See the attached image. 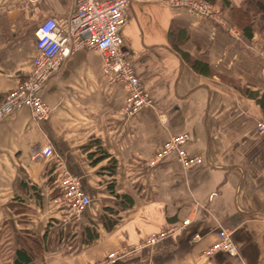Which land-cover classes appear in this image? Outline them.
I'll return each instance as SVG.
<instances>
[{"label":"crops","instance_id":"obj_1","mask_svg":"<svg viewBox=\"0 0 264 264\" xmlns=\"http://www.w3.org/2000/svg\"><path fill=\"white\" fill-rule=\"evenodd\" d=\"M210 1L226 16L243 0ZM76 6L0 0V100L29 73L39 23L52 17L64 26ZM258 34L231 38L165 0L132 3L120 35L153 101L134 116L123 111L125 84L107 83L100 54L82 48L66 57L40 90L46 120L34 121L28 106L0 120V264L14 263L27 236L44 235L41 256L29 264H264V136L256 131L264 112L239 90H264ZM180 52L211 74L196 72ZM184 133L185 150L199 157L189 168L175 152L163 154L169 136ZM48 145L52 155L40 156ZM98 146L115 159L113 175L108 158L91 163ZM56 159L91 200L69 224L53 202ZM105 218L116 221L108 228ZM86 228L95 235L87 243ZM221 229L235 254L217 247ZM150 235L161 237L148 244Z\"/></svg>","mask_w":264,"mask_h":264},{"label":"built area","instance_id":"obj_2","mask_svg":"<svg viewBox=\"0 0 264 264\" xmlns=\"http://www.w3.org/2000/svg\"><path fill=\"white\" fill-rule=\"evenodd\" d=\"M142 1L144 0H77L76 9L68 16L64 26L52 17L40 22L35 30L36 52L31 69L18 87L0 100V120L21 106L30 108L34 121L46 120L50 108L43 101L40 90L60 69L64 59L82 48L100 54L103 62L102 72L108 84L117 82L125 84L127 96L123 102L124 113L134 116L141 109L151 107L153 101L150 94L126 57L120 35L127 8L132 3ZM165 2L171 8H183L194 15L208 18L212 16L213 10L207 0ZM256 131L264 136V118L257 122ZM187 140L186 133L171 135L163 146V154L175 152L177 160L184 168H189L199 161L197 155H189L185 150L184 144ZM52 152V147L48 145L40 156L49 157ZM55 166L59 180L53 202L59 207L63 221L69 224L81 218L91 200L83 191L80 178L72 173L63 161L56 159ZM160 237L161 235H150L146 242L154 244ZM218 237L219 249L229 254L236 253L230 232L221 229Z\"/></svg>","mask_w":264,"mask_h":264},{"label":"trees","instance_id":"obj_3","mask_svg":"<svg viewBox=\"0 0 264 264\" xmlns=\"http://www.w3.org/2000/svg\"><path fill=\"white\" fill-rule=\"evenodd\" d=\"M208 1L211 2L210 0ZM250 8L251 9L253 8L254 10H250ZM231 11L233 14V19L235 23L240 27L243 36L246 39H251L256 27L257 28L260 27L258 23H255L257 21H255L252 17H254V15H256L257 13L264 15V0H245L243 5L241 4L240 7H232ZM243 21L245 22L242 23ZM181 35H182V32L180 31L177 34V36H175V40L176 41L180 40ZM180 53H181L182 58L188 61L192 69H194L196 72L203 74V75L211 74V71L205 62H202L197 59H192L184 52H180ZM239 90L240 92H242L244 96L254 99L255 102L259 105V107L264 112V90L253 91V90H250L249 88H239ZM98 148H99L98 153H100V155L99 156H89V158L91 159V163L95 164L101 159L108 158L109 159L108 172H109V175H113L115 173V167H116L115 159L111 156H108L109 154L103 151L100 146H98ZM112 183H113V180H111L108 185V189L110 190L111 193H113ZM115 196L120 198L123 201H127V202L131 201V198L127 195L120 196L116 194ZM105 219L108 220L107 218ZM109 220L108 221L104 220L105 226L108 228L112 227V225L116 221L114 219L111 221ZM84 233H85V236L84 238L81 239L82 242L87 243L95 237V235H91L89 228H86ZM27 237L28 238H24V240L20 242L21 244L19 245L16 251V256H15L13 264H29L30 261H32L33 259L41 256L43 249L46 246V243H43V241H45V235L42 237H39V236H27Z\"/></svg>","mask_w":264,"mask_h":264},{"label":"rangeland","instance_id":"obj_4","mask_svg":"<svg viewBox=\"0 0 264 264\" xmlns=\"http://www.w3.org/2000/svg\"><path fill=\"white\" fill-rule=\"evenodd\" d=\"M208 1V0H207ZM245 0L242 1V5L244 4ZM228 3H230V1H228ZM248 3V2H247ZM210 6H211V10H213L212 12V16L214 18H208V17H204L207 18L209 20H211L212 22L218 24L219 26H221L223 28V30L227 33V35L231 38H238V35H241V29L240 27L235 23L234 19H233V14L232 11H230L229 14H227L226 16L223 15V13H221L219 6L213 4L212 2H209ZM232 7H229V9L231 10ZM183 9V8H182ZM228 9V10H229ZM250 10H254L253 8ZM187 11V10H186ZM254 12V11H253ZM194 15V14H193ZM198 16V15H196ZM198 17H203V16H198ZM249 18V17H247ZM255 21V23H258V25L260 26L259 28L256 27V31L257 33H259L258 35L261 34V32H264V15L263 14H256L254 15V17H252ZM217 21V22H216ZM245 21H243L242 23H244ZM256 26V25H255ZM261 36V35H260ZM261 39V37H260ZM143 83V82H142ZM144 85V84H143ZM150 94V93H149ZM151 97V96H150ZM152 99V98H151ZM264 116L261 118L263 119Z\"/></svg>","mask_w":264,"mask_h":264}]
</instances>
